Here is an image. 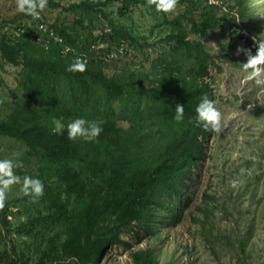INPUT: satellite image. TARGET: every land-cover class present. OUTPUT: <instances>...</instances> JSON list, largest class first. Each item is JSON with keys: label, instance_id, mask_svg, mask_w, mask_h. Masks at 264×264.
Masks as SVG:
<instances>
[{"label": "trees", "instance_id": "16d2710c", "mask_svg": "<svg viewBox=\"0 0 264 264\" xmlns=\"http://www.w3.org/2000/svg\"><path fill=\"white\" fill-rule=\"evenodd\" d=\"M180 1L197 7L199 0ZM48 2L58 7V1ZM109 2H119L117 11L122 16L131 6L149 3L155 9L152 17H162L170 26L147 69L110 76L106 71L113 60L90 50L97 37L95 21L107 16L104 7ZM155 3L79 0L67 7L59 5L72 17L64 21L56 15L49 22L62 42L52 41L47 47L25 35H17L11 43L4 40L5 33L1 35V56L5 62L21 66V77L20 93L9 112L0 117V135L25 145L20 156L22 178L29 175L43 183V195L36 200L37 215L29 214L15 226L19 234L41 240L48 237L45 244L39 241L35 246L41 255L35 264H96L102 250L125 243L121 233L132 224L146 232L152 231V224H174L177 211L188 204L185 188L213 131H205L192 119L203 95L214 99L205 79L212 57L203 39L226 15L217 17V7L204 0L208 10L197 18L184 11L182 22L179 16L167 18ZM226 3L224 14L233 7L241 8L238 19H245L243 0H234L232 6ZM231 17L225 22L237 26L240 20L236 22L235 14ZM107 22L111 26L108 45L140 44L129 28L110 19ZM192 33L193 38L188 36ZM239 36L252 43L243 33ZM146 40L145 46H152ZM66 46L70 48L64 51ZM82 53L87 58L85 70L67 71V65ZM176 104L184 106L181 120L175 119ZM76 116L99 122L101 133L84 140L69 139L66 128L59 134L52 131L53 117L66 125ZM27 157H37V163L28 164ZM10 224L5 213L1 214L0 264H27L30 258L10 238ZM132 255L138 264H156L152 248Z\"/></svg>", "mask_w": 264, "mask_h": 264}, {"label": "rangeland", "instance_id": "374dc122", "mask_svg": "<svg viewBox=\"0 0 264 264\" xmlns=\"http://www.w3.org/2000/svg\"><path fill=\"white\" fill-rule=\"evenodd\" d=\"M54 1L59 2L58 7L47 0L41 9L49 21L56 15H61L64 21L71 19L72 14L62 12L61 8L79 0ZM243 1L246 8L243 9V21L238 19L241 8L233 7L228 14L215 8L217 17L226 15L224 18L228 19L235 14L236 22L240 20V23L228 25L225 19H219L203 39L212 57L205 79L221 120L219 127L205 141V155L194 167L185 188L188 204L177 211L174 224H152L153 229L149 232L132 224L121 233L125 243L102 250L96 264H138L132 253L147 248H152L156 264H169V261L173 264H264V74L247 79L240 64L246 56L243 52L236 53L237 45H242L254 54L257 44L252 38H264V0ZM226 2L232 6L234 0ZM15 5L16 0H0V39L5 33L4 40L9 43L18 37L15 27L27 18V14L16 11ZM118 5L119 2L107 3L104 7L107 16H102L103 19L129 28L140 44H128L127 54L111 61V68L106 71L110 76L116 72L147 69L164 43L160 38L170 30L162 17H152L151 11L155 9L149 3L131 6L125 16L117 11ZM206 7L204 0H199L197 7L177 0L175 7L165 15L169 19L179 16V20L185 22L181 13L192 12L197 18L208 10ZM98 23L95 22L94 28ZM239 32L249 37L252 43L239 36ZM188 36L193 38L195 34ZM146 38L147 43H153L152 46H145ZM20 70V65L5 62L0 52V117L9 112L10 105L20 93ZM119 123L125 124L123 121ZM24 146L20 141L0 135V159L19 162L15 174L21 181L9 186L7 198L0 207V217L5 213L11 221L10 238L14 239L18 251L30 258L27 264H35L41 257L35 246L39 241L45 244L48 237L41 240L15 230V226L26 221L29 214L37 215L38 198L30 199L21 190L20 156L26 150ZM27 158L30 165L37 163V157ZM241 236L243 243L240 242Z\"/></svg>", "mask_w": 264, "mask_h": 264}, {"label": "clouds", "instance_id": "9594fccd", "mask_svg": "<svg viewBox=\"0 0 264 264\" xmlns=\"http://www.w3.org/2000/svg\"><path fill=\"white\" fill-rule=\"evenodd\" d=\"M177 0H156L155 8L159 11H169L176 5ZM47 0H16V11L18 13L27 14L32 17H38L40 10L45 7ZM256 40V51L253 54L250 48H245L242 45H237L236 53L241 52L246 56V60L241 64V67L246 71V78L251 80L259 78L264 74V38ZM216 50L220 49L216 46ZM86 68L85 61L80 57H74L67 65V71L83 72ZM195 115L192 119L195 124L203 128L205 131L215 130L219 127L221 113L215 106V101L209 99L207 95H203L195 106ZM175 119H183L184 106L176 104ZM52 131L60 133L66 128L69 139L82 138L84 140L95 139L102 131L100 123L97 121L86 120L83 116H76L70 119L67 124H63L59 118L53 117L51 120ZM19 167V162L13 159H0V207H3L4 201L7 198L9 186L13 183H20V177L15 174L14 169ZM233 184L236 181H232ZM22 192L29 196L30 199H37L43 195V183L37 177L25 176L21 186Z\"/></svg>", "mask_w": 264, "mask_h": 264}, {"label": "built area", "instance_id": "2783aa9c", "mask_svg": "<svg viewBox=\"0 0 264 264\" xmlns=\"http://www.w3.org/2000/svg\"><path fill=\"white\" fill-rule=\"evenodd\" d=\"M209 5L217 7L220 11L226 12L228 10L227 3L222 0H206ZM27 19V20H26ZM24 23L19 24L15 27L16 35H25L32 38L36 43L42 44L47 47L52 41L62 42V37L57 35L53 28L49 26V20L45 19L43 12L40 10V15L38 17L27 16ZM99 23L95 28V40L90 44V50L95 52L96 55L101 51L103 57L107 61L121 58L123 55L127 54L128 44L127 42L113 43L108 45L110 39L108 35L111 33V26L108 24L103 17H98ZM95 21V22H97ZM107 38L103 40V38ZM108 47V48H106ZM70 47H64V51H67ZM85 62L87 58L85 53L78 55ZM96 58V56H94Z\"/></svg>", "mask_w": 264, "mask_h": 264}]
</instances>
